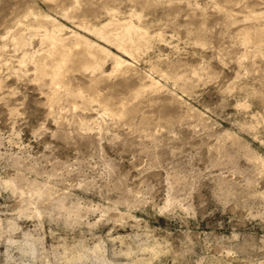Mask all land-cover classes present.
<instances>
[{
    "label": "rangeland",
    "instance_id": "obj_1",
    "mask_svg": "<svg viewBox=\"0 0 264 264\" xmlns=\"http://www.w3.org/2000/svg\"><path fill=\"white\" fill-rule=\"evenodd\" d=\"M0 264H264V0H0Z\"/></svg>",
    "mask_w": 264,
    "mask_h": 264
},
{
    "label": "bare ground",
    "instance_id": "obj_2",
    "mask_svg": "<svg viewBox=\"0 0 264 264\" xmlns=\"http://www.w3.org/2000/svg\"><path fill=\"white\" fill-rule=\"evenodd\" d=\"M56 76H59V75L56 74L55 77H56Z\"/></svg>",
    "mask_w": 264,
    "mask_h": 264
}]
</instances>
